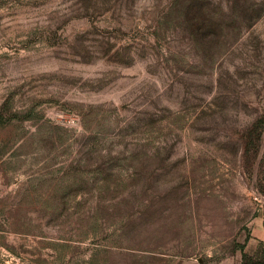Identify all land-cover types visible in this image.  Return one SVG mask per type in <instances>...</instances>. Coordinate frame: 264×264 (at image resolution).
Masks as SVG:
<instances>
[{
    "label": "rangeland",
    "instance_id": "obj_1",
    "mask_svg": "<svg viewBox=\"0 0 264 264\" xmlns=\"http://www.w3.org/2000/svg\"><path fill=\"white\" fill-rule=\"evenodd\" d=\"M264 0H0V264H264Z\"/></svg>",
    "mask_w": 264,
    "mask_h": 264
},
{
    "label": "trees",
    "instance_id": "obj_2",
    "mask_svg": "<svg viewBox=\"0 0 264 264\" xmlns=\"http://www.w3.org/2000/svg\"><path fill=\"white\" fill-rule=\"evenodd\" d=\"M263 124H264V120H260L257 123H255L254 126L259 127V126H263ZM242 257H243V262L241 264H261V262L255 256H252L245 251H243Z\"/></svg>",
    "mask_w": 264,
    "mask_h": 264
}]
</instances>
